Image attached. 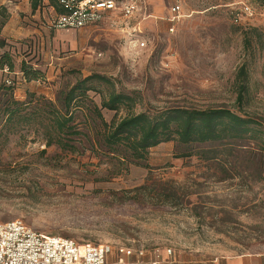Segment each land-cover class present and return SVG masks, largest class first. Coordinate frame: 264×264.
<instances>
[{
	"label": "rangeland",
	"instance_id": "374dc122",
	"mask_svg": "<svg viewBox=\"0 0 264 264\" xmlns=\"http://www.w3.org/2000/svg\"><path fill=\"white\" fill-rule=\"evenodd\" d=\"M143 1L146 8L138 15L109 12L101 22L75 30L51 28L47 18L35 20L22 12L18 38L0 37V55L9 53L14 66L11 73H0V80L11 78L21 96L26 91L53 98L77 79L98 73L117 91L132 95L135 112L218 106L237 110L234 80L245 63L249 93L244 109L261 119L264 130V0ZM174 4L180 6V17L171 24ZM246 33L252 38L249 49L243 44ZM137 39L145 46L136 47ZM22 61L38 69L44 82L25 83ZM102 89L106 93L107 87ZM89 95L100 104L98 94ZM4 100L0 96L1 107ZM102 113L107 121L114 115L106 109ZM125 113L121 108L118 116ZM76 122L85 136L77 139L73 152L46 147L35 120L15 121L3 129L1 222L21 220L45 235L109 244L116 251L158 246L202 258L264 252V174L259 177L253 170L223 180L196 155L176 158L174 141L151 148L150 169L124 166L103 154L100 120L78 110ZM223 157L257 160L260 155L247 147ZM159 181L176 183L177 193L182 184L187 193L183 203L164 204L153 193L144 197L135 192Z\"/></svg>",
	"mask_w": 264,
	"mask_h": 264
},
{
	"label": "trees",
	"instance_id": "16d2710c",
	"mask_svg": "<svg viewBox=\"0 0 264 264\" xmlns=\"http://www.w3.org/2000/svg\"><path fill=\"white\" fill-rule=\"evenodd\" d=\"M47 5L59 10L55 0H48ZM38 6H44L43 0H31L33 10ZM0 15H4L1 26L6 15L4 12ZM251 30L258 31L256 28ZM261 38L258 34L259 41ZM3 41L0 40V48L4 46ZM243 44L246 49L252 46V38L247 33ZM13 67L9 53L0 55V73H11ZM20 71L25 81L42 79L44 82L41 72L28 66L25 61L21 62ZM5 79L6 76H3L0 80V96L5 99L0 106V135L3 129L16 125L15 121L28 123L35 120L39 127L37 130L42 131L46 147L57 145L63 151L73 152L77 150V139L85 136L76 122V112L81 110L92 119L100 120L101 129L97 133L99 146L104 155L117 159L121 165L150 169L147 164L150 149L174 141L179 150L178 154H174L176 158L196 155L198 160L212 164L223 180L241 177L243 173L253 170L259 177L264 174V130L261 129V119L244 109L249 93L245 63L238 68L234 80L237 110L218 106L135 112L132 95L117 91L111 80L98 73L77 79L69 89L59 91L53 98L28 92L26 98L21 100L15 97L14 81L9 78L8 84ZM104 86L107 87L106 93L102 89ZM90 92L100 96V104L89 99ZM121 108H125L126 113L118 116ZM102 109L114 112L110 121L104 118ZM247 147L260 155L257 160L254 159L255 162L254 157H223L226 154L235 155ZM253 164L255 167H252ZM170 184L168 181L143 184L135 192L144 197L153 193L160 203L182 204L181 198L187 195L183 185L178 183L177 193L176 183Z\"/></svg>",
	"mask_w": 264,
	"mask_h": 264
},
{
	"label": "built area",
	"instance_id": "2783aa9c",
	"mask_svg": "<svg viewBox=\"0 0 264 264\" xmlns=\"http://www.w3.org/2000/svg\"><path fill=\"white\" fill-rule=\"evenodd\" d=\"M59 10L49 19L54 29L75 30L101 22L107 13L118 12L133 17L146 8L143 0H55ZM245 11L249 7H244ZM180 17V6L170 8L168 20L174 24ZM235 20H237L235 18ZM139 28V26H138ZM137 28V29H138ZM174 26L169 27L173 31ZM136 30V28H134ZM136 47H144L145 41L133 40ZM10 84L9 79H5ZM115 251L109 244L78 243L71 238L51 236L28 227L21 220L0 221V264H125L123 257L109 262ZM125 257H134L131 264H156L163 256L170 257L171 248L125 247L117 250ZM151 255V259H146Z\"/></svg>",
	"mask_w": 264,
	"mask_h": 264
},
{
	"label": "crops",
	"instance_id": "0c3cea01",
	"mask_svg": "<svg viewBox=\"0 0 264 264\" xmlns=\"http://www.w3.org/2000/svg\"><path fill=\"white\" fill-rule=\"evenodd\" d=\"M43 4L44 6L42 8L38 6L35 10H33L31 7V0H0V13L4 12L6 15L4 23L0 26V37L5 38V36H8L12 39L18 38V34L21 32L22 27V24H20V15L22 12L26 13L35 20H37V18L40 16L47 18L46 22L48 24L49 19L55 14V11L52 6L47 5L48 0H43ZM16 25H18V27ZM22 80L25 83L28 82L25 81L24 78ZM32 82L30 81L28 83ZM18 89L19 88H16V91H18ZM16 91V98L22 100L26 96V91L23 96H21L18 92L16 93ZM17 95L19 97H17ZM121 257L124 258L125 264H131V262L134 260L133 256L125 257L123 253L115 250L108 256V261L112 263ZM146 259H151V255H147ZM156 264H264V252L240 253L202 258L198 257L193 252L177 250L173 252L170 257L164 255L163 258Z\"/></svg>",
	"mask_w": 264,
	"mask_h": 264
}]
</instances>
